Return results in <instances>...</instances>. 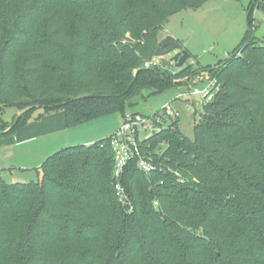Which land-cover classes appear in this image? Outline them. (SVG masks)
<instances>
[{
  "label": "trees",
  "instance_id": "16d2710c",
  "mask_svg": "<svg viewBox=\"0 0 264 264\" xmlns=\"http://www.w3.org/2000/svg\"><path fill=\"white\" fill-rule=\"evenodd\" d=\"M208 1L0 0V132L37 110L64 109L69 127L125 115L144 88L177 87L193 63L146 62L174 13ZM252 24L224 62L198 65L220 88L196 109L193 137L177 119L139 141L158 166L129 161V203L115 188V133L49 155L38 181L0 173V264H95L100 237L104 264H264V41Z\"/></svg>",
  "mask_w": 264,
  "mask_h": 264
},
{
  "label": "rangeland",
  "instance_id": "374dc122",
  "mask_svg": "<svg viewBox=\"0 0 264 264\" xmlns=\"http://www.w3.org/2000/svg\"><path fill=\"white\" fill-rule=\"evenodd\" d=\"M249 18L253 21L252 29H254V35L259 40L264 41V0H209L200 9H185L174 13L166 23L165 28L160 32V40L166 35H172L178 40H181L184 47L191 53V58L184 66L180 68L172 67L170 69L177 71L185 67L188 63L193 64L188 70V74L182 79L183 83L177 87H172V89L169 88L171 90L167 89L168 91L165 90L162 93L152 96V88H144L145 97H137L136 101L138 104L134 107L130 108L126 106L124 110L125 115L141 114L150 116L156 113L166 103H170L180 111V116L176 119H178L179 126L183 132L193 137L194 125L200 119V114H195V111L198 109L200 112L207 113L208 110L204 109L203 104L210 100L201 95H196L194 98L191 95L182 96V98H177V96L180 93L204 89L208 85L210 81L208 71L203 72L200 76L195 75L198 65L206 69H211L217 67L221 62L229 58L234 49L242 42L249 28ZM172 55L170 54L167 57H171ZM147 62H152L151 65L161 63L159 57L156 56ZM219 88L220 84L218 90ZM172 91L174 93L176 92L177 95L169 98L164 103L162 100H166L167 95ZM149 95L151 96L148 97ZM19 112L14 107H8L2 116L6 121L12 122L15 115ZM41 113L42 110H37L29 121L32 119L40 120L42 116L51 113H63L65 124H67L64 109ZM125 115L122 112L112 113L85 122L84 124L70 127L69 133L72 140L68 146L74 144H91L113 133L118 134ZM174 120L175 118L166 116L162 121V126L166 127ZM19 129L9 134L0 132V144L3 141L15 137ZM154 131L155 129H142L138 132V137L132 131L128 132L127 135L131 140L141 141ZM147 158L153 162L156 161V156L154 155H150ZM155 165L157 164L155 163ZM1 174L8 182L38 181L42 176V173L39 174L37 170L30 172L17 170L12 175L11 170L3 169L1 170ZM95 247L97 249V262L95 264H104V258L109 247L107 240L100 237Z\"/></svg>",
  "mask_w": 264,
  "mask_h": 264
},
{
  "label": "crops",
  "instance_id": "0c3cea01",
  "mask_svg": "<svg viewBox=\"0 0 264 264\" xmlns=\"http://www.w3.org/2000/svg\"><path fill=\"white\" fill-rule=\"evenodd\" d=\"M176 95L177 93L172 91L166 100L162 101L166 103ZM69 128L65 124L63 113H51L42 116L40 120L32 119L16 132L15 137L0 144V173L3 169L11 170L12 175L17 170H36L49 155L70 144L72 139Z\"/></svg>",
  "mask_w": 264,
  "mask_h": 264
},
{
  "label": "built area",
  "instance_id": "2783aa9c",
  "mask_svg": "<svg viewBox=\"0 0 264 264\" xmlns=\"http://www.w3.org/2000/svg\"><path fill=\"white\" fill-rule=\"evenodd\" d=\"M151 64L152 62H147V66H150ZM218 87L219 82L216 78H214L209 81L208 85L204 89H196L193 92L180 93L177 98H182V96L189 95L194 98L196 95H201L204 98L211 100L216 95ZM166 116L175 118V120H177L176 118L180 116V111L170 103H166L156 113L150 116H144L141 114L125 115L123 124L118 134L115 133L113 136L112 144L115 149L116 161L114 170V175L116 178L115 188L119 198L125 204L129 203V197L126 188L122 184L121 177L129 161L136 160L138 167L145 172H151L157 168V165H155L152 160L148 159L147 156L142 153L139 141L131 140L127 134L128 132L132 131L138 137V132L142 129H155L154 132L160 131L162 127V121Z\"/></svg>",
  "mask_w": 264,
  "mask_h": 264
},
{
  "label": "water",
  "instance_id": "95a60500",
  "mask_svg": "<svg viewBox=\"0 0 264 264\" xmlns=\"http://www.w3.org/2000/svg\"><path fill=\"white\" fill-rule=\"evenodd\" d=\"M170 54L173 55L167 57ZM155 56L159 57L164 68H180L191 58V53L184 47L181 40L172 35H166L159 41Z\"/></svg>",
  "mask_w": 264,
  "mask_h": 264
}]
</instances>
